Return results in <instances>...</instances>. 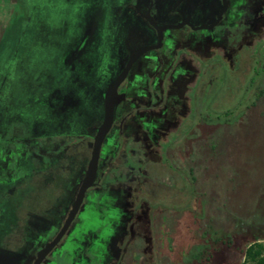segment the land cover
I'll return each mask as SVG.
<instances>
[{
  "label": "rangeland",
  "instance_id": "obj_1",
  "mask_svg": "<svg viewBox=\"0 0 264 264\" xmlns=\"http://www.w3.org/2000/svg\"><path fill=\"white\" fill-rule=\"evenodd\" d=\"M140 2L13 0L11 5H5L6 2L0 0V208L6 213L3 217L0 213V247L26 248L28 245L22 243V238L26 236L24 225L31 222L24 215L36 209L58 208L61 199L74 190L84 163L89 160L87 138L92 137L93 131L102 122V94L117 77L124 63L128 41L141 34H149L151 41L154 39L153 30L139 16L145 6ZM146 3L148 9L153 5L151 15L156 22L170 25L175 22L173 16L166 14L173 0H147ZM189 4L201 12L207 11L206 1L190 0ZM198 18L195 17L194 24L199 21ZM261 26L259 23L251 30L263 33L254 42H247L252 49L264 39ZM85 28L92 29L91 40L76 57ZM183 31L176 29L174 33L178 35ZM220 46L218 52L211 49L210 58L220 56L225 59L228 56L221 52ZM245 48L235 53L236 66H243ZM181 50L179 46L171 47L174 52ZM209 66L223 65L211 63ZM198 67L196 77L189 81L179 84L175 77L173 84L181 87L172 86L173 98L181 96L184 102L189 99L196 90L198 76L202 72V67ZM120 108L121 105L116 110V116H119ZM157 110L159 113L163 107L158 105ZM186 119L184 110H181L173 122H161L152 136L154 146L163 150L171 139L180 134ZM116 134L115 131L107 138L109 147L105 149V155L116 141ZM240 139L241 151L235 162L237 179L232 183L234 189L230 191L228 204L234 206L237 220L251 222L250 226L259 233L264 231V98L246 115L240 129ZM55 143L60 147L68 146L69 158L66 160L69 169L62 170L63 166L59 163L50 165V157H40L36 148L32 150L33 146H51ZM45 166H54L48 177L40 171ZM36 170L40 171L39 175L35 174ZM113 204L114 201L108 196H103L95 203L93 211L98 214L102 209L114 210ZM18 210L20 213L22 210L24 215L18 217ZM130 212L127 208L120 216L116 213L122 222H115V225L128 228L130 222L125 221ZM13 216L19 222H14ZM54 223L53 216L47 224ZM104 224L102 216L94 214L96 235L102 234L100 231H104ZM193 229L194 224L187 216L177 223L173 236L176 250L192 242ZM133 231L138 234L139 242L140 236L143 237L140 249L149 252L153 246L149 239L150 234L152 236L151 225L148 227L143 220L138 221ZM109 235L113 236V233ZM126 237L124 244L129 241V236ZM121 238H117L119 243H122ZM97 248L107 247L99 242ZM93 253L89 254V260L93 259ZM171 258L176 259V254H172ZM224 264L237 262L226 261Z\"/></svg>",
  "mask_w": 264,
  "mask_h": 264
},
{
  "label": "trees",
  "instance_id": "obj_2",
  "mask_svg": "<svg viewBox=\"0 0 264 264\" xmlns=\"http://www.w3.org/2000/svg\"><path fill=\"white\" fill-rule=\"evenodd\" d=\"M245 51L243 66L235 65L236 58L229 69L205 66L197 89L183 103L181 110L187 119L182 130L163 150L136 129L118 136V147L99 170L96 185L102 191L95 198L99 201L108 196L114 201V210L130 204L136 222L151 225L153 244L148 252L140 249L143 237L139 242L135 231L122 236V264L126 260L131 264H224L234 260L237 264H264V231L257 233L251 222L237 220L234 206L228 204L237 179L241 126L250 109L264 98V40ZM124 193L131 196L130 202ZM59 205L64 215L69 206L64 199ZM0 213L2 217L6 214L2 207ZM23 214L18 210V217ZM185 216L194 224L192 242L176 250L173 236ZM44 219L47 217L34 212L28 216L33 223ZM13 220L19 219L13 216ZM127 235L129 241L124 244ZM102 243L108 246L107 241ZM97 249L106 257L107 248ZM174 253L177 258L173 260Z\"/></svg>",
  "mask_w": 264,
  "mask_h": 264
},
{
  "label": "flooded vegetation",
  "instance_id": "obj_3",
  "mask_svg": "<svg viewBox=\"0 0 264 264\" xmlns=\"http://www.w3.org/2000/svg\"><path fill=\"white\" fill-rule=\"evenodd\" d=\"M139 1L143 2L145 5L144 12L139 16L142 17L153 30L154 39H152V41L149 40V34H141L137 38L130 39L127 43L128 53L121 69L126 66L129 58L134 53L157 45L158 41L155 25H170L156 22L151 15V11L154 9L153 5L148 9L147 0ZM196 1H206L207 11L201 12V10L199 11L191 7L189 4L190 0H173L172 5H170V10L166 14L175 18V22L171 24V26L184 23L182 27L177 28L184 30L183 33L176 35L174 33L176 29H167L163 31L161 33L162 38L160 47L143 53L131 64L126 78L117 90L120 99L117 103L116 110L119 105H121V108L119 116H116L115 110V118L112 127L101 146L94 184L86 190L83 202L68 230L41 264H118L120 262L119 259L122 253L121 243H119L118 239L126 234L132 233L138 219L133 213V207L129 204L128 207L124 208L120 206L116 210L102 209L98 214L93 211L95 203L98 202L95 195L102 191L101 188L96 185V179L99 175L101 166L105 165L118 147V136L132 128L141 131L145 140H148L154 145L152 136L157 132L159 124L167 121L173 122L176 119L175 116L180 114L183 107V97L179 96L175 99L172 96V91L174 90L172 86L175 87L177 85V88L181 87L177 83L173 84V81H176L175 77L179 84H182L184 81H189L196 77L195 73L199 72L198 66H201L202 72L198 76V87L199 80L205 71V66L216 63L217 65L225 66L227 69L230 68L233 66L235 53L244 46L252 49L247 45V42L252 43L258 36L263 34L261 31L251 32V30L258 27L259 23L262 24L261 28L264 29V0ZM157 9L158 5L157 8H155V13ZM248 13L251 14V17L247 15ZM196 16L199 17V21H196V24H194ZM235 19L237 22L233 23ZM233 28L236 29V31ZM242 28L246 29L243 30ZM84 31V39L78 48L76 57L81 54L85 45L91 40L92 29L87 28ZM237 32L239 33L237 34ZM238 39L240 40L237 41ZM222 42L223 45L220 46ZM227 44H229V46ZM173 46H179L182 50L178 52L171 51V47ZM218 46L221 47V52L223 54H228L225 59H221L220 56L210 58L211 49H214V52H216ZM158 105L163 107V110L159 113L157 110ZM174 113L176 114L175 116ZM115 131L117 133L116 141L113 146L110 147V152L105 155V149L109 147L106 140ZM94 135L95 130L93 131L92 137L87 138L90 143L86 141L87 149H89L90 152ZM35 148L38 150L40 157H50V165L55 166L59 163L63 166L61 167L62 170L69 169V164L66 160L69 158L67 152L68 146L60 147L59 144L55 143L51 146H33L32 150L34 151ZM70 152L71 151H69V154ZM87 164L88 162L84 163V169H82V174L74 190L63 198L69 206L67 212L63 215L59 209L60 205L58 209L54 210L39 211L36 209L30 211L41 217H47V219H44V222H31V224L27 226L24 225V233L26 236L22 238V243L28 245L26 248L25 246L19 249H12L10 246H7V248L0 247V264H33L37 254L55 238L62 228L75 199L79 185L86 173ZM54 166H50V168H46L45 166L42 171L43 175L48 177ZM39 172L36 170L35 174H39ZM124 196L127 198V202H130L131 196L127 193H124ZM127 208L131 210L130 216L127 217L125 221L128 223L130 222L129 227L125 228V225V227L122 225L123 228L116 226L115 222H122L119 216L122 215V211ZM30 212L25 215L23 214L24 217L28 219ZM116 213H119L118 217H116ZM94 214L98 217L102 216L105 222L104 231H100V233H102L101 235H96L94 233ZM53 216L54 225H48L50 218ZM111 228H113V231H111ZM110 233H113V236H110ZM102 235L103 238L100 239ZM104 240L108 243L106 257H104V254L100 255V253L96 251L98 249H95L97 246L99 247V242L102 243ZM92 253L93 259L89 260V254ZM105 260H107V263H105ZM120 264L122 263L120 262ZM123 264L131 263L126 260Z\"/></svg>",
  "mask_w": 264,
  "mask_h": 264
},
{
  "label": "water",
  "instance_id": "obj_4",
  "mask_svg": "<svg viewBox=\"0 0 264 264\" xmlns=\"http://www.w3.org/2000/svg\"><path fill=\"white\" fill-rule=\"evenodd\" d=\"M184 25L179 24L176 26H171V25H155L156 32H157V45L153 47H148L145 49H142L136 53H134L128 60L127 64L125 67H123L120 72L118 73L117 77L115 80L110 83V85L107 87V89L103 92L102 94V100H103V118L100 126L95 129V135L93 138V143L91 147V152H90V158L87 164L86 168V173L79 185V188L77 190L75 199L71 205V209L68 213V216L60 229V231L57 233L55 238L48 243L38 254L36 259L34 260L33 264H41L42 261L45 259V257L51 252V250L60 242L62 239L63 235L66 233L68 230L71 222L73 221L74 217L76 216L82 202L84 199V195L87 189L93 186L94 181H95V176H96V170H97V165H98V160L100 156V151H101V146L109 133L114 118H115V110L117 103L120 99V96L117 93L118 87L120 84L124 81L126 78V75L131 67V64L134 63L136 58L143 53L153 50V49H158L160 47V42H161V33L167 29H177L180 28ZM200 29V28H199Z\"/></svg>",
  "mask_w": 264,
  "mask_h": 264
},
{
  "label": "crops",
  "instance_id": "obj_5",
  "mask_svg": "<svg viewBox=\"0 0 264 264\" xmlns=\"http://www.w3.org/2000/svg\"><path fill=\"white\" fill-rule=\"evenodd\" d=\"M3 1L6 2L5 5H11L13 0H3ZM3 35H4V34H3ZM3 35H2V37H1L2 39H3Z\"/></svg>",
  "mask_w": 264,
  "mask_h": 264
}]
</instances>
